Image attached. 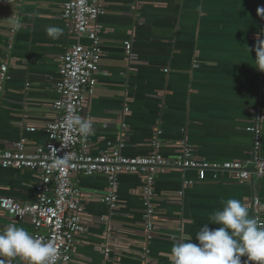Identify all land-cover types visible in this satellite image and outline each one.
Here are the masks:
<instances>
[{
  "label": "crops",
  "instance_id": "1",
  "mask_svg": "<svg viewBox=\"0 0 264 264\" xmlns=\"http://www.w3.org/2000/svg\"><path fill=\"white\" fill-rule=\"evenodd\" d=\"M64 1L0 0V64L7 67L0 91V148L25 138L30 151L48 140L45 124L54 118L59 57L76 42L90 45L86 36L69 32L61 16ZM98 1L100 55L87 106L91 154L117 147L127 157L156 150L170 159L184 141L209 163L247 160L254 140L249 127L256 124L257 152L264 158V72L253 61L262 29L264 40L262 13H257L264 0ZM50 26L61 33L49 36ZM124 41L130 43L129 56ZM212 174L208 170L200 178L194 168L155 173V227L149 239L138 193L142 175L117 174L118 203L109 208L101 200L106 177L75 174L86 227L66 264H172L173 244L195 241L209 215L229 198L242 200L253 217L248 202L257 196L264 222V175L250 184L226 171ZM37 176L34 168L0 167V195L35 201ZM9 223L30 235L34 230L28 219L0 214V229ZM0 259L24 264L19 257Z\"/></svg>",
  "mask_w": 264,
  "mask_h": 264
},
{
  "label": "built area",
  "instance_id": "2",
  "mask_svg": "<svg viewBox=\"0 0 264 264\" xmlns=\"http://www.w3.org/2000/svg\"><path fill=\"white\" fill-rule=\"evenodd\" d=\"M264 8V6H263ZM98 0H65L61 7V16L66 19L69 32L76 36H86L90 45L80 42L71 44L59 57L56 82L58 97L53 102L54 118L45 124L48 140L26 151V140L20 138L8 147L0 148V167L34 168L38 170L34 188L37 199L33 202H20L12 197L0 195V214L16 219H28L33 225L32 236L51 241L58 249L53 264H66L72 259L76 237L85 231L82 219L83 190L73 182L77 173L87 175L103 174L107 185L101 200L109 208L118 203L117 174L138 173L143 177L139 195L143 200L144 233L146 239L152 234L155 223V205L153 181L155 173L162 169L194 168L200 178L206 171H212L213 177L221 171L229 172L239 183H253L254 177L264 175V158L258 155L259 129L255 124L249 127L254 133L253 148L247 160H227L221 163H209L197 157L190 145L179 141V151L170 159L156 150L146 154L127 157L119 148L111 147L99 155L89 151L88 135L83 137L78 129L69 128L65 122L75 116L91 119L87 106L96 85L95 74L100 55L98 16L102 13ZM264 28V12H262ZM260 39L263 40V29ZM129 56L130 43L124 41ZM6 64H0V91L6 77ZM59 103L61 107L57 108ZM263 116L258 110V117ZM157 145V141H155ZM58 150V151H57ZM68 154L72 163L67 168H56L53 162L56 156ZM250 205L253 217L264 224L259 215V198L252 196ZM108 246L103 247L105 255ZM24 264L25 261L23 260Z\"/></svg>",
  "mask_w": 264,
  "mask_h": 264
},
{
  "label": "clouds",
  "instance_id": "3",
  "mask_svg": "<svg viewBox=\"0 0 264 264\" xmlns=\"http://www.w3.org/2000/svg\"><path fill=\"white\" fill-rule=\"evenodd\" d=\"M262 12L264 8L257 9V13ZM61 31L55 26L46 28V33L52 37H57ZM247 50L249 53L248 47ZM253 50L254 67L264 72V40H259ZM56 107L61 105L57 103ZM65 124L69 128H77L86 138L92 132L93 120L75 116ZM71 163L66 153L56 156L53 166L67 168ZM57 255L58 249L51 241L30 235L16 223L0 229V258L19 257L25 264H53ZM170 256L172 264H264V224L250 217L242 200L229 198L223 202L222 209L209 215V223L200 227L195 241L188 239L174 243ZM242 257L246 259L242 261ZM0 264H5L3 259H0Z\"/></svg>",
  "mask_w": 264,
  "mask_h": 264
}]
</instances>
